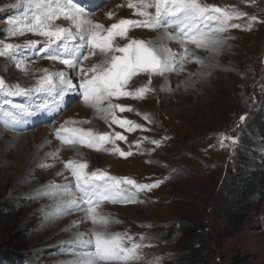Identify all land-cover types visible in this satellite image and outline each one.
Wrapping results in <instances>:
<instances>
[{"label": "rangeland", "instance_id": "rangeland-1", "mask_svg": "<svg viewBox=\"0 0 264 264\" xmlns=\"http://www.w3.org/2000/svg\"><path fill=\"white\" fill-rule=\"evenodd\" d=\"M202 2L247 13L231 21L243 24L245 29L248 17L256 16L258 22L250 30L230 29L225 34L230 38L218 52L189 44L190 51L204 63L189 58L183 64L184 71L177 66L176 71L163 76L153 75L152 91L143 99H112L114 104L133 109L115 110L118 117L135 121L143 128L127 132L111 124L110 117L103 119V114L86 106L76 94L61 102L58 114L37 116L22 128L0 116V252L10 255L18 251L23 264H71L85 250L78 237L87 239L101 226L85 218L86 205L71 210L64 207V201L72 198L67 195L69 186L79 197L71 172L64 167L71 159L86 162L88 173L104 171L141 184L162 181L158 187L145 190V200H108L98 208L108 218L104 226L107 233L128 234L143 244L141 259L135 264H183V247L189 245L199 246L209 264H264V175L256 181L259 194L252 196L250 192L247 196L243 192L251 183L250 175L264 170V165L260 167L264 161V127L260 126L264 117H258L259 112L264 114V23L259 22L264 21V0ZM93 3L99 6L88 9L87 14L105 28L120 19H141L128 7L127 0ZM24 10L21 0H0V45L37 40L41 42L38 53L46 38L30 32L6 34L8 21L22 19ZM109 12L114 15L109 17ZM54 23L70 27L65 19ZM177 27L173 25L169 31L175 33ZM128 35L158 44L163 29L139 27ZM128 38H117L114 43L123 46ZM164 43L173 52L183 51L178 41L165 38ZM83 52L87 54V50ZM31 53L32 50L21 53L27 71L16 67L20 60L0 56V77L9 85L27 88L44 74L43 69L67 70L46 54ZM99 56L98 53L83 61L84 65L90 68L99 63ZM148 79V74H138L127 87L134 91ZM73 82L78 86L79 78L73 76ZM12 99L22 103L25 98ZM32 99L43 102L42 97ZM144 114L149 120L143 118ZM241 116L246 119L241 121ZM69 120L87 121L74 126L96 133L120 132L127 141L117 140L116 144L124 151L131 148L133 154L125 158L83 145H62L55 129ZM138 140L139 148L133 143ZM153 140L161 141L160 145L153 144ZM31 165L37 172L21 173ZM237 206H242L243 211L235 212ZM241 212L242 222L238 218ZM141 236L147 239L141 241Z\"/></svg>", "mask_w": 264, "mask_h": 264}, {"label": "snow or ice", "instance_id": "snow-or-ice-1", "mask_svg": "<svg viewBox=\"0 0 264 264\" xmlns=\"http://www.w3.org/2000/svg\"><path fill=\"white\" fill-rule=\"evenodd\" d=\"M25 5L24 15L20 20H9L7 35L17 36L24 32L38 34L46 38L43 47L37 40H29L23 44L2 43L0 56L11 60H20L16 67L27 71L22 62L21 53L32 50L31 54H46L49 60H59L67 70L50 71L43 69L40 76L31 87H21L19 84L9 85L0 77V116L11 121L12 126L23 127L29 120L37 116L58 114L62 110V103L66 97L76 94L82 102L103 114L106 121L111 118V124H116L127 132H134L143 125L127 118H120L115 110L120 112L132 111L130 105L113 103V98L130 97L143 99L152 91L150 88L153 75H165L168 72L184 71L183 64L189 58L198 64L204 61L188 48L189 44L197 49L218 52L230 38L225 35L230 29L250 30L256 16L247 19V28L240 23H232L234 19L248 14L238 9H222L216 5L203 3L202 0H127L128 7L134 10L139 20L120 19L110 27L93 21L87 10L99 6L93 0H21ZM154 9V12L149 11ZM109 17L114 13L109 12ZM63 17L70 22V27L56 25L54 21ZM264 23V21H259ZM177 25L175 33L169 31ZM163 29V37L158 44L144 40L128 38L133 28ZM75 29L73 31L72 29ZM117 37L128 38L123 46L114 43ZM178 41L183 49L182 53L173 52L164 43V39ZM2 39V38H0ZM69 41L75 42L70 48ZM87 48L85 55L83 49ZM99 53L103 59L99 63L86 67L83 61ZM116 53H119L117 55ZM67 57V58H64ZM72 73V75L69 74ZM138 74H148V83L134 91L128 89L129 81ZM73 76L79 78V84L73 82ZM23 97L24 102H15L12 98ZM33 97H42L43 102L34 101ZM106 103V106H105ZM10 106L6 109L5 106ZM139 114V113H138ZM143 118L149 120L147 114ZM245 116L240 120L244 121ZM87 121H65L55 129V135L62 145L73 147L83 145L94 150H105L119 154L121 157L132 155L131 148L124 151L116 141H127V137L120 132L110 135L108 132L96 133L92 129L74 126ZM73 125V126H68ZM143 139H148L144 137ZM235 142V140H233ZM137 148L141 141L133 142ZM159 146L161 141L153 140ZM111 144V148L105 145ZM70 170L75 183L76 196L69 189L67 195L71 199L64 201V207L71 210L80 209L86 205V219H91L94 225L101 227L93 230L89 238L78 237L80 246L85 249L71 264H135L141 259L142 243H136L128 234H109L105 227L109 221L102 215L99 205L111 200H123L125 191L134 188L137 191L152 190L162 181L154 183H137L129 177H116L104 171H86V162L68 160L64 165ZM128 202V201H124ZM141 241L147 239L140 237ZM158 259V258H157Z\"/></svg>", "mask_w": 264, "mask_h": 264}, {"label": "trees", "instance_id": "trees-1", "mask_svg": "<svg viewBox=\"0 0 264 264\" xmlns=\"http://www.w3.org/2000/svg\"><path fill=\"white\" fill-rule=\"evenodd\" d=\"M258 117H259V119H262L264 117V114L259 112ZM260 126L264 127V124H262ZM261 129H262V132L264 133V128H261ZM263 163H264V161L261 160V162H260L261 166L260 167H263V165H264ZM256 167H259V165L257 164ZM260 171H261V173L260 172L256 173V171H254V173H252L250 175L251 176V183L249 184V186H245L248 189L247 190L245 188V190H247V191H243L245 195L248 196L249 193L251 192V194H253L252 196H254V195L259 194V191H261L259 189V187L256 185L257 179L264 175V170L261 169ZM130 195H131V193L129 190L125 191L123 201H129L130 197H131ZM240 195H241L240 197H242V199H245L243 197V194H240ZM138 196L141 200H143L144 198H146L147 195L145 193L144 194L139 193ZM238 201H240V199H238ZM241 207L242 206H240V207L237 206L235 208V212L238 210L243 211V210H241ZM240 215H244V213L241 212V214H239V217H238V218H240L239 221L242 222L241 219H243V218ZM183 250L186 251V255L184 256V257H186V259L183 260V264H209L208 261L206 260V257L200 253L201 249L199 248V246L198 247H192L189 245V246L183 247ZM18 253H19L18 251H14L10 255H6L3 252H0V264H23L24 258Z\"/></svg>", "mask_w": 264, "mask_h": 264}, {"label": "bare ground", "instance_id": "bare-ground-1", "mask_svg": "<svg viewBox=\"0 0 264 264\" xmlns=\"http://www.w3.org/2000/svg\"><path fill=\"white\" fill-rule=\"evenodd\" d=\"M78 2H79V0H78ZM153 12H154V10H153ZM60 19H64V18L61 17ZM113 20H114V19H113ZM93 21H94V20H93ZM133 29H134V28H133ZM158 31H159V29H158ZM128 36H129V35H128ZM162 36H163V35H162ZM117 38H120V37H117ZM117 38H116V39H117ZM126 39H127V38H125V40H126ZM68 43L70 44L69 46H70V48H71V47L74 45L75 42H71V41H69ZM85 50H87V48H85ZM64 58H67V57H64ZM99 58L103 59L101 55L99 56ZM46 60H47V59H46ZM50 61H52V60H50ZM53 62H57V63H59V64H62L59 60H57V61H53ZM53 62H52V64H53ZM63 65H64V64H63ZM0 131H1V130H0ZM0 135H1V132H0ZM11 136H12V135H11ZM36 136H37V135H36ZM36 136H35V137H36ZM16 156H17V154H16ZM3 157H5V154H4ZM1 160H2V159H0V162H1ZM34 168H35V167L31 165L30 168H26V171H24V169H22V170H21V173H25V172H27V174L35 173V172H37V169H34Z\"/></svg>", "mask_w": 264, "mask_h": 264}]
</instances>
